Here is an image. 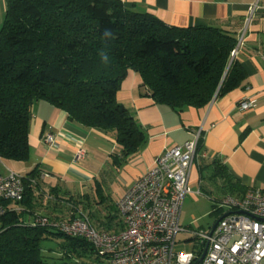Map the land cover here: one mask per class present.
<instances>
[{
	"label": "trees",
	"instance_id": "1",
	"mask_svg": "<svg viewBox=\"0 0 264 264\" xmlns=\"http://www.w3.org/2000/svg\"><path fill=\"white\" fill-rule=\"evenodd\" d=\"M5 1L0 26L3 161L28 159L31 108L40 100L64 110L73 122L108 132L122 158L138 152L145 143L143 130L116 100L128 69L140 75L154 102L177 111L203 107L245 78L231 54L236 37L213 26H169L120 0ZM209 165L211 177L223 181L224 195L245 193L221 163L211 161L201 168ZM38 173L34 167L23 176L24 195L17 203L29 201L37 183L30 180ZM201 193L213 201L212 208L219 200L202 188ZM9 203H4L6 212L0 218V264H64L47 260L41 243L49 238L62 237V254L68 257L77 248L95 252L84 239L38 225L35 219L25 222Z\"/></svg>",
	"mask_w": 264,
	"mask_h": 264
},
{
	"label": "crops",
	"instance_id": "2",
	"mask_svg": "<svg viewBox=\"0 0 264 264\" xmlns=\"http://www.w3.org/2000/svg\"><path fill=\"white\" fill-rule=\"evenodd\" d=\"M120 1L125 7L148 12L169 26H213L233 34L237 44L232 56L245 73L244 81L214 96L203 107L188 106L177 111L154 102L140 75L128 69L120 80L116 100L142 128L145 143L138 152L124 158L108 132L82 126L50 102L37 101L31 108L28 127V159L0 160V175L7 174L8 169L23 176L34 167L39 169L37 179L30 180L37 183L29 201L8 204L19 210L27 223L40 215L64 221L85 211L96 228L120 230L115 202L165 149L183 144L198 131L200 151L206 157L199 156L194 161L192 187L200 180V191L204 189L215 200L224 195L223 181L211 177L213 167L201 168L217 161L244 191L264 188V0ZM5 11L6 1L0 0V26ZM244 99H254L255 103L241 111L237 105ZM48 133L56 140L54 147L44 142ZM80 150L84 154L78 156ZM109 179L115 183L114 198L109 196L113 193L111 186L106 187ZM209 200L212 207L213 201ZM217 214L212 208L210 215ZM69 257L79 263L106 264L89 247L77 248Z\"/></svg>",
	"mask_w": 264,
	"mask_h": 264
},
{
	"label": "built area",
	"instance_id": "3",
	"mask_svg": "<svg viewBox=\"0 0 264 264\" xmlns=\"http://www.w3.org/2000/svg\"><path fill=\"white\" fill-rule=\"evenodd\" d=\"M234 52L235 49L231 54ZM254 103V99H244L237 108L244 111ZM200 138L198 131L183 144L165 149L127 188L115 202L120 230L98 229L84 214L64 221L40 215L34 222L84 239L106 264H264V188L248 189L239 197L224 195L216 201L213 211L219 214L218 218L228 214L212 232V225L206 229L180 225L186 195L201 193L200 180L196 190L190 186L194 161L199 156L206 157L199 150ZM44 142L48 147L56 145L50 133ZM83 154L78 152V156ZM23 195V175L12 169L0 175V218L6 212L4 203L19 202ZM179 232L189 233L195 241L191 251H174Z\"/></svg>",
	"mask_w": 264,
	"mask_h": 264
},
{
	"label": "rangeland",
	"instance_id": "4",
	"mask_svg": "<svg viewBox=\"0 0 264 264\" xmlns=\"http://www.w3.org/2000/svg\"><path fill=\"white\" fill-rule=\"evenodd\" d=\"M113 180L109 179L106 187L112 190V195L110 197L114 198L115 185L113 187ZM190 186L191 178H190ZM193 190L197 189V184L192 187ZM108 191V190H107ZM212 211L211 202L203 193H195V191L189 193L182 204L179 223L181 226H188L192 229L203 228L206 229L211 225L219 214L210 215ZM79 214V213H78ZM82 214L91 218L89 213L85 211ZM79 216V215H78ZM1 228V221H0ZM64 239L62 237L49 238L42 241L41 246L43 253L48 256V261L50 262H63L64 264H91L90 262H77L74 261L72 257H68L62 254L61 246ZM195 241L191 239V235L186 232H179L176 236V243L174 245L175 252H188L194 247Z\"/></svg>",
	"mask_w": 264,
	"mask_h": 264
},
{
	"label": "water",
	"instance_id": "5",
	"mask_svg": "<svg viewBox=\"0 0 264 264\" xmlns=\"http://www.w3.org/2000/svg\"><path fill=\"white\" fill-rule=\"evenodd\" d=\"M227 214H228V213H225V214H223L220 218H218V219L215 220V222H214V223L212 224V226H211L210 232L213 231V229L215 228V226H216V224L218 223V221H219L222 217H224L225 215H227ZM204 253H205V250H204L202 256L204 255ZM202 256H201V257H202Z\"/></svg>",
	"mask_w": 264,
	"mask_h": 264
},
{
	"label": "clouds",
	"instance_id": "6",
	"mask_svg": "<svg viewBox=\"0 0 264 264\" xmlns=\"http://www.w3.org/2000/svg\"><path fill=\"white\" fill-rule=\"evenodd\" d=\"M105 59H107V57H105Z\"/></svg>",
	"mask_w": 264,
	"mask_h": 264
}]
</instances>
